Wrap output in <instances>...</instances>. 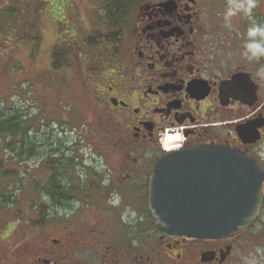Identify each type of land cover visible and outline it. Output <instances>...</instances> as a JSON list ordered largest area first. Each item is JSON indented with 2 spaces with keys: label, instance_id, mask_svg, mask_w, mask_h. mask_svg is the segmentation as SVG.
I'll use <instances>...</instances> for the list:
<instances>
[{
  "label": "flooded vegetation",
  "instance_id": "flooded-vegetation-1",
  "mask_svg": "<svg viewBox=\"0 0 264 264\" xmlns=\"http://www.w3.org/2000/svg\"><path fill=\"white\" fill-rule=\"evenodd\" d=\"M244 3L234 24L227 0L138 2L115 62L95 76L101 87L91 82L112 125L111 186L115 180L124 210L103 207L87 229L64 224L45 236L25 235L17 212L2 215L0 264H264V180L255 220L221 238L166 235L148 202L155 166L176 153L229 147L264 174V124L254 143L241 139L242 128L264 119V0ZM107 233L114 243L103 241Z\"/></svg>",
  "mask_w": 264,
  "mask_h": 264
},
{
  "label": "rangeland",
  "instance_id": "rangeland-1",
  "mask_svg": "<svg viewBox=\"0 0 264 264\" xmlns=\"http://www.w3.org/2000/svg\"><path fill=\"white\" fill-rule=\"evenodd\" d=\"M27 2L32 10L38 7L36 15H32L41 26V43L36 49L20 42L21 30L3 16L12 5L20 4L17 7L21 9ZM103 4L104 0H0V121L16 114L21 137L8 141L30 140L38 151L33 158L11 157L10 153L6 156L5 138H0L3 173L10 171L13 178L9 183L6 178L0 180V194L12 200L11 209L0 211V216L13 220L17 212L25 235H54L64 224L75 230L87 229L103 215L101 208L124 210L115 180L111 186L117 168L111 154L115 147L112 125L98 110L95 86L91 83L96 78L93 71L107 70L115 62V53L106 41L91 51L80 47L79 42L93 31L110 33ZM227 4L231 9V16L227 17L234 24L244 19V0H227ZM225 7L228 9L226 4ZM66 41L73 46L71 63L57 70L53 53L60 51ZM96 81L101 87L100 80ZM48 164L59 170H49ZM51 179L64 188L62 193L67 198L72 197L75 187H80L81 196L66 200L65 206L54 207L44 192ZM36 220L42 225L34 226ZM15 236L17 233L8 241ZM102 236L103 241L115 242V233Z\"/></svg>",
  "mask_w": 264,
  "mask_h": 264
},
{
  "label": "water",
  "instance_id": "water-1",
  "mask_svg": "<svg viewBox=\"0 0 264 264\" xmlns=\"http://www.w3.org/2000/svg\"><path fill=\"white\" fill-rule=\"evenodd\" d=\"M264 73V72H263ZM264 119L242 128L243 143L259 139ZM264 174L245 152L209 146L159 161L149 184V208L169 236L215 239L249 227L262 203Z\"/></svg>",
  "mask_w": 264,
  "mask_h": 264
},
{
  "label": "trees",
  "instance_id": "trees-1",
  "mask_svg": "<svg viewBox=\"0 0 264 264\" xmlns=\"http://www.w3.org/2000/svg\"><path fill=\"white\" fill-rule=\"evenodd\" d=\"M140 0H104L103 4V17L107 22V27L109 28L110 33L108 35L103 34L101 31H93L90 34H88V37L81 39L80 47L85 48L87 51H91L96 49L97 47H102L101 45L106 41V43H109L113 47V52L115 53V43L118 41V39L122 38L123 32L125 31L128 23V17L131 15L132 11L134 10V7L138 4ZM19 3L18 1H16ZM29 5L31 3L27 2L25 6L21 9H19L20 4H14L10 8H8L6 11H4L3 16L6 18V20H9V23L16 24L17 29L21 30V38L19 39L20 42L28 43L33 49H36L41 43V35L40 34V23L39 19L32 18V15H36L38 12V7L34 6L33 9L29 8ZM32 32V33H30ZM39 34V35H38ZM106 38V39H105ZM78 42V41H77ZM73 46L69 44L68 41L65 42L64 46L60 51L56 50L53 53L54 58V68L59 70L63 67L70 66V53L72 52ZM80 54V52H78ZM85 53V52H83ZM80 58V56H78ZM95 75L101 73L102 71H93ZM91 73V72H90ZM4 119L6 117H3ZM24 130V134H25ZM21 133V129L19 127V121L16 114L9 115V117L6 118L5 121H0V138H5V154L8 156L14 155L18 157L23 158H33L37 155L38 151L35 148V145L32 141L29 140V142H20L19 140L15 142H9V138L17 137ZM18 137H21L19 135ZM24 139L26 138L23 135ZM26 140V139H25ZM20 146V147H18ZM3 165L4 161L0 159V180L5 179L7 182H12V174L11 172L3 173ZM49 170L58 171V166L52 168L51 164H48L47 167ZM6 174L10 175L6 177ZM54 177H56L54 175ZM96 188V187H95ZM79 189L75 187L71 190L72 197L67 198L63 193L62 190H64L63 187L58 186L57 184H54L53 179H51L48 186L44 189V192L46 196L49 197L51 204H53L55 207H58V205L65 206V201L69 199H76L80 197L79 195ZM38 190V189H37ZM41 190V188H40ZM43 191V190H42ZM8 195L0 194V208L1 212L4 210L11 209L10 202L12 201L10 198H7ZM32 209V207H31ZM41 217H44V213L40 212ZM39 214V217H40ZM16 218V217H15ZM33 223L34 226H41L42 221L36 220Z\"/></svg>",
  "mask_w": 264,
  "mask_h": 264
},
{
  "label": "clouds",
  "instance_id": "clouds-1",
  "mask_svg": "<svg viewBox=\"0 0 264 264\" xmlns=\"http://www.w3.org/2000/svg\"><path fill=\"white\" fill-rule=\"evenodd\" d=\"M255 49V48H254Z\"/></svg>",
  "mask_w": 264,
  "mask_h": 264
}]
</instances>
